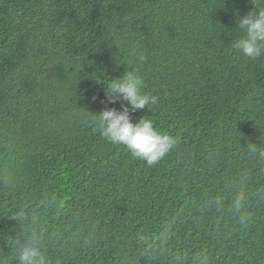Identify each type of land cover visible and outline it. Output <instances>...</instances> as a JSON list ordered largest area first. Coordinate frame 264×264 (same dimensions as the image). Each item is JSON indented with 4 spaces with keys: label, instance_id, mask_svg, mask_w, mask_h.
I'll use <instances>...</instances> for the list:
<instances>
[{
    "label": "trees",
    "instance_id": "trees-1",
    "mask_svg": "<svg viewBox=\"0 0 264 264\" xmlns=\"http://www.w3.org/2000/svg\"><path fill=\"white\" fill-rule=\"evenodd\" d=\"M255 2L0 0V264H264V55L231 46ZM132 67L149 109L106 95ZM123 107L177 145L108 142Z\"/></svg>",
    "mask_w": 264,
    "mask_h": 264
},
{
    "label": "clouds",
    "instance_id": "clouds-1",
    "mask_svg": "<svg viewBox=\"0 0 264 264\" xmlns=\"http://www.w3.org/2000/svg\"><path fill=\"white\" fill-rule=\"evenodd\" d=\"M252 4L254 8L237 19L242 35L235 37L231 46L243 56L255 60L264 55V0ZM143 86L144 80L132 67V71H126L120 78L107 81L106 95L109 102L121 98L127 101L132 111L149 109V105L157 103V97L142 92ZM97 123L104 139L126 146L134 157L149 166L160 161L178 143L177 138L158 132L149 118L133 123L128 107H123L122 111L111 108L100 112ZM15 252L14 259L18 264H47L35 242L18 243ZM5 260L6 257H0V261Z\"/></svg>",
    "mask_w": 264,
    "mask_h": 264
}]
</instances>
